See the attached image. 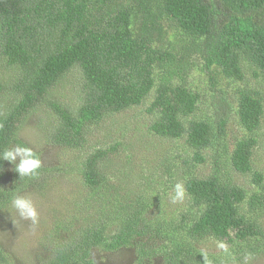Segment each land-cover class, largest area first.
<instances>
[{
  "label": "trees",
  "instance_id": "obj_1",
  "mask_svg": "<svg viewBox=\"0 0 264 264\" xmlns=\"http://www.w3.org/2000/svg\"><path fill=\"white\" fill-rule=\"evenodd\" d=\"M168 28L203 39L209 83L214 86L212 67L234 82L237 120L246 132L256 131L264 90L242 81L250 72L256 85L264 84V0H0V68L16 72L8 89L16 94L0 110V154L40 104L55 117L47 141L78 148L89 127L141 104L152 92L145 109L151 117L148 130L182 138L191 150L184 162H203L202 151L225 133L230 105L220 96L213 103V120L192 117L203 97L174 81L181 74L174 65L182 58L175 60L166 41ZM71 69L80 73L75 107L49 97ZM256 143L247 134L229 155L233 171L249 174L254 184L249 192L216 171L189 174L182 183L188 211L162 226L159 210L150 218L151 200L108 183L100 163L117 145L94 149L79 163L84 193L73 202V215L56 216L45 235L53 247L44 264H95L93 248L115 251L130 245L138 263L162 255L164 264H206L208 256L195 244L210 237L240 256L264 254V176L252 168ZM48 171L42 165L33 176H17L23 186ZM11 196L0 188V206Z\"/></svg>",
  "mask_w": 264,
  "mask_h": 264
},
{
  "label": "rangeland",
  "instance_id": "obj_2",
  "mask_svg": "<svg viewBox=\"0 0 264 264\" xmlns=\"http://www.w3.org/2000/svg\"><path fill=\"white\" fill-rule=\"evenodd\" d=\"M180 33L168 28L166 41L171 42L173 46L175 60L182 58L179 61L181 64L174 65L181 69L180 76H174V81L191 86L203 97L192 117L213 120V103L220 96H225L224 101L230 105L225 133L215 138L212 144L202 151L204 161L195 164L191 161L184 162L189 160L191 150L185 146L182 138L160 137L148 130L151 117L145 109L152 92L141 104L108 114L98 124L89 127L86 142L78 148L53 145L47 141L46 135L53 127L55 117L48 106L38 105L19 128L17 140L31 147L42 159V165L50 171L22 186L18 173L14 171V165L2 161L0 188L12 191V196L0 206V264H44L53 247V241L45 235L52 228L56 216L73 215V202L79 200L84 193L79 163L96 148L117 145L100 163L102 171L108 176V183L116 186L119 184L129 195L137 194L151 200L153 205L148 211L153 215L150 218L155 217L158 210L163 214L159 226L174 220L179 212L188 211L189 200L185 192L183 199L176 203H173L172 196L175 186H183V178L189 174L205 175L216 171L220 177L243 187L246 192L253 188L249 174L233 171L229 165V155L235 141L247 134L254 135L257 141L252 154V168L264 176V114L257 130L246 132L236 116L234 82L228 83L212 67V86L201 55L203 39L193 40L189 35ZM15 73L14 68H0V110L10 104L16 94L15 91L8 90ZM79 81V71L71 69L51 88L49 97L75 107L79 101ZM243 82L264 90V84L256 85L257 81L250 72L245 75ZM16 141L9 147H15ZM17 195L33 200L39 213L38 224L32 225L30 221L17 218L10 204ZM155 195L157 197L153 198ZM173 220L172 222H176ZM195 245L208 256L206 264H264V254L240 256L241 252L229 249V245L214 237L199 239ZM221 245L224 247L221 248ZM91 258L95 264H164L162 255L144 258L138 263L132 245L115 251L95 247L91 251Z\"/></svg>",
  "mask_w": 264,
  "mask_h": 264
},
{
  "label": "clouds",
  "instance_id": "obj_3",
  "mask_svg": "<svg viewBox=\"0 0 264 264\" xmlns=\"http://www.w3.org/2000/svg\"><path fill=\"white\" fill-rule=\"evenodd\" d=\"M17 159L19 162L17 163ZM0 160L7 161L14 165V171L18 173L20 179L35 175L42 167V159L38 157L31 147L16 144L15 147H8L2 154ZM184 197L182 185L177 184L172 196L173 203L181 201ZM11 209L14 210L17 218L21 221H30L32 225L38 224L39 213L33 200L26 196H15L11 202ZM221 248L224 245L220 246Z\"/></svg>",
  "mask_w": 264,
  "mask_h": 264
}]
</instances>
